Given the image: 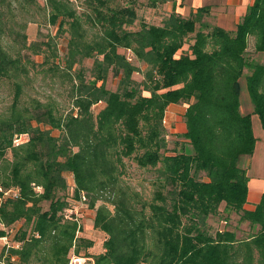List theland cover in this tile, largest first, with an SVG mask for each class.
Wrapping results in <instances>:
<instances>
[{"label": "trees", "instance_id": "16d2710c", "mask_svg": "<svg viewBox=\"0 0 264 264\" xmlns=\"http://www.w3.org/2000/svg\"><path fill=\"white\" fill-rule=\"evenodd\" d=\"M11 1L0 0V76L10 78L16 90L13 104L0 113V237L21 220L28 229L19 230V246L9 248L7 263L16 257L19 264H68L71 250L79 253L81 224L59 196L71 173L75 197L97 208L94 226L107 234L94 264H264V194L254 210L244 208L249 177L242 166L257 141L253 114L264 129V63L246 57L251 38L255 50L264 52V0L253 1L235 30L213 25L208 31L202 18L209 6L130 30L137 19L131 8L89 0L90 11L78 14L67 0H47L51 21L62 17L59 29L69 32L68 112L50 101L22 99L28 83L22 75L28 78L36 62L12 54L3 43L13 33ZM25 47L43 52L36 42ZM121 49L145 64L142 81L134 78L140 66ZM87 58L94 59L90 78L83 69L72 72ZM246 69L252 113L241 111ZM111 73L118 78L116 90L107 86ZM181 103L183 135L192 149L167 154L165 112ZM23 133L30 138L16 144ZM128 160L157 173L152 198L127 181ZM43 201L50 202L47 210ZM222 204L242 212L251 226L246 237L211 232L208 219Z\"/></svg>", "mask_w": 264, "mask_h": 264}, {"label": "rangeland", "instance_id": "374dc122", "mask_svg": "<svg viewBox=\"0 0 264 264\" xmlns=\"http://www.w3.org/2000/svg\"><path fill=\"white\" fill-rule=\"evenodd\" d=\"M69 5L77 11L78 14H83L90 11L89 0H67ZM183 5L189 0H107V6L112 8H131L136 12L137 19L132 25H128L130 30H137L141 27L142 22L147 24L160 25L170 16L178 7L179 2ZM13 9V33L4 37L3 43L7 49L16 54L19 52L24 60L31 58L36 62L35 65L30 66V75L25 77L22 75V80L28 82L24 87V95L22 99L32 103L34 100L42 102H53L55 106L62 112H68L72 109V98L70 96V78L66 70V58L68 53L67 40L69 32L59 29V24L62 17L58 18L56 23L51 21L50 8L47 5V0H34L33 3H25V0H12ZM252 0H205L202 6H209L208 13L203 14L202 22H205L209 27L218 25L227 30H235L237 24L242 20ZM189 5V3H187ZM198 8H192L190 11L186 9L184 17H189L192 12H196ZM176 12V11H175ZM198 23V27H200ZM89 32H94V27L90 26ZM65 30V29H64ZM51 41L49 48L46 42ZM41 45L43 52L37 53L34 49H28L32 43ZM254 39L251 38L246 52V57L249 60H254L258 63H264V52H257L254 46ZM54 47L56 49H54ZM188 49V44H185L184 50ZM132 62L140 66L141 70L134 74V78L142 81L144 77L143 70L146 68L145 64L137 60L131 50L121 49ZM26 55V57H25ZM45 61V62H44ZM94 59L87 58L82 64H76L72 72H78L81 69L87 78L91 76V68ZM60 66V68H54ZM71 72V71H70ZM251 73V69L245 70V75L241 78L242 93H241V111L243 113H252L254 110L253 102L247 89L246 76ZM25 85V84H24ZM107 86L111 90H116L118 87V78L112 73L107 80ZM15 86L13 81L7 77L0 76V113L8 111V108L15 100ZM148 94V93H146ZM102 105V104H100ZM184 107V103L178 104ZM100 106L95 107L98 111ZM181 107L176 106L173 109L170 106L167 108L164 117L166 139V149L163 151L167 154H176L179 152L191 151L192 146L189 140L183 135L186 132V124L184 116H180ZM179 115V116H178ZM254 132H262L259 116L254 114L252 118ZM37 124L36 122L34 123ZM46 128H50L46 125ZM54 135L59 136L61 131L59 129H52ZM262 135V134H261ZM18 140L26 141L30 138L28 133H23L16 136ZM263 137V135H262ZM261 141V136H260ZM11 157V153H7ZM245 157V156H244ZM243 157V158H244ZM129 176L126 177L129 184L142 191L148 198L154 195L155 186L153 181L157 173L153 169L146 170L139 168L135 161L128 160ZM68 188L65 191H60L59 196L68 201L71 209L67 214L74 212L81 224V230L78 235L81 238L79 241L80 255L92 258L104 251V241L107 234L94 226L97 208H90L84 199H77L75 197V182L71 173L66 176ZM40 190V189H39ZM101 204L98 202L97 206ZM43 210H47L50 206L49 201L41 203ZM242 212L225 209L222 204L218 214L212 215L208 219V226L212 233L218 230H232L235 231L239 237H246L250 231V223L241 219ZM20 229H28V225L24 220L19 221L11 229H8V239L10 244H16V236ZM83 240V241H82ZM90 244V246H87ZM3 250L0 245V255ZM89 260V259H88ZM90 260L88 264H90ZM8 264H19L16 260H9Z\"/></svg>", "mask_w": 264, "mask_h": 264}, {"label": "crops", "instance_id": "0c3cea01", "mask_svg": "<svg viewBox=\"0 0 264 264\" xmlns=\"http://www.w3.org/2000/svg\"><path fill=\"white\" fill-rule=\"evenodd\" d=\"M203 1L205 0H189L187 2L189 3V5L187 3L183 5V3L180 1L179 7L175 11L178 14L184 15L187 8L191 11L192 8L202 7ZM253 1L254 0L250 2L249 6L253 3ZM169 106L171 109L176 106H180V116H183L186 111V104H184V107L178 104H170ZM261 131L262 132H259V134L257 132H254L255 136L257 137L254 153L252 155H246L242 159V166L247 169V174L249 177L247 203L244 205V208L247 210H254L256 205L261 201V198L264 194V130ZM261 134L263 135V137Z\"/></svg>", "mask_w": 264, "mask_h": 264}, {"label": "built area", "instance_id": "2783aa9c", "mask_svg": "<svg viewBox=\"0 0 264 264\" xmlns=\"http://www.w3.org/2000/svg\"><path fill=\"white\" fill-rule=\"evenodd\" d=\"M14 142L16 144L22 143L24 141L22 140H18L17 137L15 138ZM6 194H13V195H17L16 191H8L5 193ZM83 199L85 200L86 198L83 197ZM0 245L2 247V250L5 251L6 253L4 254V256L0 259V264H8L7 263V257H8V250L10 247H18L19 244H10L9 239H8V235L0 237ZM90 260V264H94V260L92 258H87L84 257L78 253L75 252V249L73 248L70 252L69 255V262L68 264H88V261ZM11 260H16V257H11Z\"/></svg>", "mask_w": 264, "mask_h": 264}]
</instances>
